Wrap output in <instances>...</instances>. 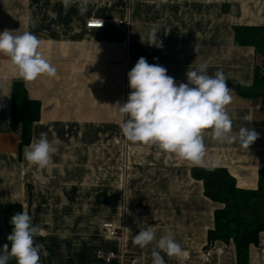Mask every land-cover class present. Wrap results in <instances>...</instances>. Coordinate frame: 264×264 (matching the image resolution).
Listing matches in <instances>:
<instances>
[{
	"label": "crops",
	"instance_id": "obj_1",
	"mask_svg": "<svg viewBox=\"0 0 264 264\" xmlns=\"http://www.w3.org/2000/svg\"><path fill=\"white\" fill-rule=\"evenodd\" d=\"M81 5L82 0H71L67 9L63 0H0V32H32L39 53L57 69L54 78L25 80L0 54V248L7 245L1 207L17 202L39 229L34 245L42 246L40 264H121L116 257L106 261L111 251L124 253L122 264L131 257L152 264L155 241L144 248L132 244L150 226L157 240L172 231L186 253L183 264H236L232 244L205 249L219 204L191 175V168L201 166L154 144L127 140L118 105L127 102V74L140 57L163 66L177 84L206 63L210 76L220 71L226 81L251 85L259 58L253 47L235 44L234 28L264 26V0H87L84 14ZM92 18L104 27L87 28ZM154 28L161 48L146 44ZM16 81L40 102L26 145H20L21 123L11 116ZM229 90L232 101L225 110L232 135L244 127L259 138L245 148L238 139L217 142L206 130L205 167L225 168L238 187L254 189L264 164V101ZM41 133L58 149L44 169L24 158ZM104 223L113 224L117 236H109ZM160 254L165 264H181ZM248 263L264 264V233L250 247ZM7 264H17L15 257L9 254Z\"/></svg>",
	"mask_w": 264,
	"mask_h": 264
},
{
	"label": "clouds",
	"instance_id": "obj_2",
	"mask_svg": "<svg viewBox=\"0 0 264 264\" xmlns=\"http://www.w3.org/2000/svg\"><path fill=\"white\" fill-rule=\"evenodd\" d=\"M71 0H63L65 9ZM87 0H82L80 14L87 11ZM102 24L99 26L101 27ZM13 31L0 32V54L9 57L20 77L35 80L41 75L54 78L57 69L38 51L40 41L30 31L13 35ZM154 28L147 36L148 46L161 48L162 41ZM142 41V40H141ZM208 65L201 64L197 70L187 71V83H179L167 75V70L158 64H149L140 57L128 72V86L132 90L127 102L119 106V112L126 117L120 127L124 136L133 143L154 144L162 151L174 153L196 166H208L205 160L206 148L203 134L211 130L212 137L220 143H232L238 139L249 148L259 133L241 127L238 136L232 135V120L226 112L232 96L225 76L217 71L207 74ZM56 141H49L47 133H41L38 141L30 144L24 158L40 169L46 168L51 157L58 151ZM12 233L0 254V264H7L9 254L17 264H40L41 245H34V236L39 229L32 224L27 212H17L11 218ZM155 241L152 264H165L160 252L168 257L181 259L186 255L176 242L171 230L158 240L153 227L139 231L132 238V244L144 248ZM158 249V250H156ZM43 255H47L44 251Z\"/></svg>",
	"mask_w": 264,
	"mask_h": 264
},
{
	"label": "trees",
	"instance_id": "obj_3",
	"mask_svg": "<svg viewBox=\"0 0 264 264\" xmlns=\"http://www.w3.org/2000/svg\"><path fill=\"white\" fill-rule=\"evenodd\" d=\"M234 42L239 46H251L259 58L252 84L247 87L226 81L229 88L244 97H260L264 101V26H238L234 28ZM40 102L29 98L21 81L13 82L11 116L22 126L20 145L31 139L32 127L39 119ZM193 178L203 183V193L219 206L213 212V225L206 233L205 249L219 244H232L236 264H249V249L257 246L264 233V164L258 170L254 189L240 188L235 179L222 167L191 168ZM5 224V244L11 246L8 236L12 233L11 218L23 212L19 203H7L1 207Z\"/></svg>",
	"mask_w": 264,
	"mask_h": 264
},
{
	"label": "built area",
	"instance_id": "obj_4",
	"mask_svg": "<svg viewBox=\"0 0 264 264\" xmlns=\"http://www.w3.org/2000/svg\"><path fill=\"white\" fill-rule=\"evenodd\" d=\"M102 24L101 27H99ZM105 25V22L100 20V19H89L86 22V27L87 28H103ZM153 60H157V58H154ZM103 228H105L108 231V235L109 236H117V231H116V227L111 224V223H104L103 224ZM118 258L121 262V264L124 262V260L126 259V257L124 256V253L122 252H115V251H111L108 253V255L106 256V261H110L112 258ZM130 264H137L139 262V258L138 257H131L128 259Z\"/></svg>",
	"mask_w": 264,
	"mask_h": 264
}]
</instances>
